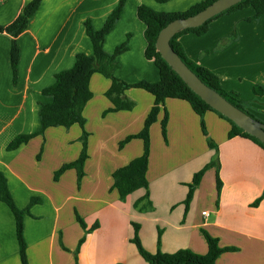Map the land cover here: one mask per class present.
Instances as JSON below:
<instances>
[{
	"label": "crops",
	"instance_id": "0c3cea01",
	"mask_svg": "<svg viewBox=\"0 0 264 264\" xmlns=\"http://www.w3.org/2000/svg\"><path fill=\"white\" fill-rule=\"evenodd\" d=\"M32 0H2L0 26L11 24ZM209 0H126L121 18L106 37L105 52L112 55L128 41L129 49L118 57L116 78L127 83H157L160 72L146 58L145 24L137 11L142 5L161 13H179ZM120 0H43L27 30L18 38L20 61L18 81L11 67L12 37L0 34V170L18 208L25 209L33 198L41 203L25 217L24 235L29 264H148L132 243L140 225V239L151 253H174L189 249L208 252L203 231L217 238L223 248L235 252L221 255L218 264H264V149L253 141L229 138L231 124L208 111L201 118L183 100L167 99L150 130L151 154L147 178L150 198L140 189L121 200L113 189V173L143 153L140 139L122 143L139 134L154 107L155 98L145 90L128 89L130 111L110 112L114 107L107 92L111 80L93 75V98L86 105L88 160L85 176L78 183L74 169L55 180V173L81 154L83 129L50 128L15 150L9 144L19 136L42 129L41 106L53 101L43 91L55 83L58 73L72 69L79 54L93 55L86 32L90 20L102 29ZM253 8H245L214 20L204 36L182 35L178 41L189 60L214 73L222 87L236 93L249 112L264 122V16L251 20ZM236 33V39L234 35ZM168 115L167 136L162 121ZM211 139L218 152L208 144ZM216 158L220 163L222 189L216 186V169H209L186 206L189 184L196 173ZM206 213L204 215L203 213ZM80 216L86 234L77 220ZM159 238L161 244H158ZM0 264H23L16 235L15 217L0 202Z\"/></svg>",
	"mask_w": 264,
	"mask_h": 264
},
{
	"label": "trees",
	"instance_id": "16d2710c",
	"mask_svg": "<svg viewBox=\"0 0 264 264\" xmlns=\"http://www.w3.org/2000/svg\"><path fill=\"white\" fill-rule=\"evenodd\" d=\"M43 0H32L26 5L18 17L11 24L6 26H0V34L7 33L12 37L11 45V67L13 71L14 83L18 81V69L20 61V48L18 45V38L23 34L36 12L39 10ZM164 3L170 0H157ZM216 0H209L191 7L188 11L179 13H161L153 10L148 6H140L137 14L139 19L145 24V38L147 41L146 58L153 61L160 72V81L157 83L140 82L137 84H127L115 76V72L119 68L118 57L128 51V41L116 48L114 54L110 55L105 52L104 43L106 37L113 30L117 21L121 18L126 0H120L118 6L109 15L105 25L100 30H96L91 21L88 20L85 23L86 32L93 45V55L87 56L85 54H79L76 57L75 65L72 69L62 71L55 77V83L45 89L43 94L51 97L53 101L49 104L41 106L40 118L42 123V129L38 133L30 135H22L14 139L8 146V150H15L22 144L29 143L37 136H44L46 130L50 128L63 127L66 129L71 128L74 125H79L83 129V135L81 142L83 145L81 154L77 160L71 163L64 164L56 173L55 180H58L61 175L66 171L74 169L77 172L78 183L82 181L85 176V164L88 160L87 152V137L88 133L85 131L86 120L83 116V111L89 101L93 98V93L90 89V82L95 74H101L104 77L111 80V88L107 92V97L110 99L114 107L110 109V112L117 111H130L133 108V103L125 97V91L128 89H141L150 93L155 98V104L149 115L147 116L143 130L137 134L129 136L123 143H127L134 139H140L143 141V153L140 157L132 160L128 165L117 169L113 173V189L119 194L121 200H126L134 192L144 189L146 195L144 198L138 200L135 204L139 207L144 200L150 198L149 194V181L147 173L149 169V158L151 154V138L150 130L152 126L157 122L160 106L167 99H178L186 101L190 104L193 111L201 118V128L203 133L207 136L206 126L203 122V117L208 111L218 113L221 117L226 119L231 124V130L229 132V138L237 136L249 139L264 149V144L257 138L245 132L231 119L227 118L223 114L219 113L203 101L173 70V68L163 59L160 52L157 50V38L161 31L170 23L175 20L187 18L201 12ZM253 8L255 15L251 20H258L264 16V0H243L230 9L220 13L219 15L209 19L203 25L197 28H189L178 32L172 37L170 45L173 50L180 56L184 63L200 78V80L209 88L215 90L230 103L237 108L246 112L253 119L258 120L255 115L249 112L246 108V104L241 101L236 93L227 92L221 85V81L214 73L208 69L201 67L191 60H189L184 52L182 45L178 39L187 33H194L197 36H204L209 31L210 24L220 18L221 16L232 14L236 11ZM236 33L234 39H236ZM254 92L256 95H264V88L255 87ZM260 121V120H259ZM167 122L168 115L166 114L162 121V132L164 138L167 136ZM208 144L212 149L218 152V146L208 139ZM216 169V186L217 192L220 194L222 189V181L220 178V163L216 158L213 162L206 165L202 170L196 173L193 177V181L189 184V193L187 195L186 206L193 199L196 189L201 184L206 172L211 169ZM264 200V192L262 196L254 203V206H258ZM0 202L5 203L15 217L16 222V235L20 249V256L23 264H29L27 258V242L24 235V221L25 217L31 214V208L41 203V200L33 198L29 205L25 209L17 207L13 195L11 194L8 181L5 174L0 170ZM77 220L85 230L86 234L90 233L94 229L98 228V225L88 229L83 219L77 215ZM135 233L132 243L136 246L140 256L148 264H218V260L222 254L226 252H235L236 248L227 247L223 248L219 244V240L210 236L206 231H203L208 245V252L204 255L197 254L189 249H181L174 253H165L158 250L156 253H151L145 249L140 239V225L133 223ZM87 236H84L76 249L75 256L78 264L79 254L83 244L86 242ZM158 244H161L159 238ZM121 264V263H119Z\"/></svg>",
	"mask_w": 264,
	"mask_h": 264
},
{
	"label": "water",
	"instance_id": "95a60500",
	"mask_svg": "<svg viewBox=\"0 0 264 264\" xmlns=\"http://www.w3.org/2000/svg\"><path fill=\"white\" fill-rule=\"evenodd\" d=\"M241 1L243 0H216L196 15L173 21L161 31L156 45L163 59L203 101L264 144V122L253 119L218 92L205 85L170 45L172 37L178 32L197 28Z\"/></svg>",
	"mask_w": 264,
	"mask_h": 264
},
{
	"label": "built area",
	"instance_id": "2783aa9c",
	"mask_svg": "<svg viewBox=\"0 0 264 264\" xmlns=\"http://www.w3.org/2000/svg\"><path fill=\"white\" fill-rule=\"evenodd\" d=\"M1 2H2V0H0V3H1ZM203 214H204V215H206V213H205V212H204Z\"/></svg>",
	"mask_w": 264,
	"mask_h": 264
}]
</instances>
